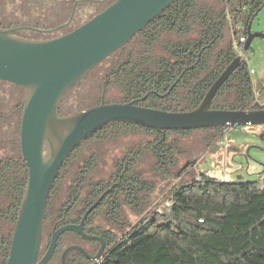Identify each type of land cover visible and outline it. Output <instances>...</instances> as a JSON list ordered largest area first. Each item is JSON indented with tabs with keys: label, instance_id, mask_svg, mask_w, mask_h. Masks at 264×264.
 Returning a JSON list of instances; mask_svg holds the SVG:
<instances>
[{
	"label": "trees",
	"instance_id": "obj_1",
	"mask_svg": "<svg viewBox=\"0 0 264 264\" xmlns=\"http://www.w3.org/2000/svg\"><path fill=\"white\" fill-rule=\"evenodd\" d=\"M24 4L34 10L30 17L36 7L27 2L20 3V7ZM263 8L264 0H177L96 67L61 103L60 115L68 117L96 107L103 96L107 104L137 101L148 109L191 112L238 57L242 62L217 93L212 109L255 110V103L264 98V91L259 94L254 88L255 71L248 67L245 58L252 47L245 52L241 40L247 41L249 25ZM104 10L105 7L99 8L97 13ZM4 17L0 3L1 30L29 27ZM34 19L30 17L29 22ZM35 22L29 28L47 29L39 20ZM23 97L22 89L0 81V151L6 150L0 155V264H7L29 177L20 150ZM137 131L148 136L154 170L164 179L170 175L181 179L192 170L186 164L178 168V156L186 154L182 139L200 134L201 143L211 149L226 133V129L158 133L126 124L105 127L71 154L52 188L40 258L46 252L54 224L73 199H77L72 207L76 218L86 209L85 199L91 205L105 192L104 183L94 182L99 169L96 162L102 154L98 146ZM83 162L91 163L83 167ZM132 171L135 172L134 195L138 198L147 192L144 188L147 183L139 172ZM80 174L90 178V183H78ZM67 178L71 183L61 193ZM196 178L175 186L168 202L150 210L98 264H264V181L259 178L230 182L205 174Z\"/></svg>",
	"mask_w": 264,
	"mask_h": 264
},
{
	"label": "water",
	"instance_id": "obj_2",
	"mask_svg": "<svg viewBox=\"0 0 264 264\" xmlns=\"http://www.w3.org/2000/svg\"><path fill=\"white\" fill-rule=\"evenodd\" d=\"M176 1L118 0L72 33L45 42L21 40L12 35L21 30L53 31L29 27L0 29V81L24 91L20 150L29 171L7 264H49L59 238L67 232L87 240H98L84 233V221L99 202L85 214L80 225L54 231L48 250L40 259L47 203L60 171L83 142L105 127L121 123L157 132L264 127V104L258 101L256 109L248 112L212 109L217 93L240 66L241 57L232 62L199 107L191 112L169 113L143 108L136 105L137 101L105 104L102 99L99 106L68 117L60 115L61 103L96 67L127 45ZM70 23L71 20L66 25ZM252 24L243 46L245 52L255 39L264 40V34L252 32ZM103 248L92 260L101 257ZM75 251L90 259L82 248L70 247L61 256L62 264H66L69 254Z\"/></svg>",
	"mask_w": 264,
	"mask_h": 264
},
{
	"label": "rangeland",
	"instance_id": "obj_3",
	"mask_svg": "<svg viewBox=\"0 0 264 264\" xmlns=\"http://www.w3.org/2000/svg\"><path fill=\"white\" fill-rule=\"evenodd\" d=\"M11 1L13 2L0 0L1 7L4 10V19L9 20L10 18L18 24L21 23L29 27L36 25L35 21L37 20L42 22L41 25L47 28L55 26L56 17L47 9L35 8V13L30 17L36 18V20L29 22V15L34 10L30 7L28 8L25 4L20 7V1L18 0ZM81 11L83 16L90 12L89 9H82ZM252 32L264 34V8L252 24ZM245 58L248 67L256 72L252 79L255 90L260 94L264 91V40L255 39L252 43V51ZM96 77L97 73L93 80H96ZM116 97L117 95L113 96V98ZM260 99L264 104V98L261 97ZM262 131V127L226 128L224 139L216 141L211 149L206 148L201 143L200 134L194 133L190 137L182 139L184 142L182 150L186 151V154L183 153L178 157V168L183 167L187 160L186 156L191 151L194 152L199 162L189 174L181 179L175 178L174 175L164 179L158 175L154 170V158L148 149V136L137 131L132 136L119 138L116 142H108L98 146L99 151L102 153L100 156L102 162L99 165L95 180H100L103 183L109 181L117 169L116 166L119 164L123 154L126 153L135 157L134 170L141 174L142 179L147 183L144 188L148 190L138 197L139 200L138 198H133L132 194L124 198L122 216L125 218L124 230H128L130 226L134 227L141 221L150 210L161 208L163 204L167 203L168 196L175 186L192 181L196 177L198 180L201 174L230 182H248L259 178L264 181V140L261 139ZM5 152L6 150H1L0 155L5 154ZM130 158L132 157L128 159ZM173 172L171 171L172 174ZM69 183H71L69 178L64 180L62 188H60L61 193L62 190L66 191L69 188ZM128 201L131 203H128ZM135 204L138 206L135 207ZM96 222L102 227L116 231V233L121 229V225L118 226L112 222H107L103 215H98Z\"/></svg>",
	"mask_w": 264,
	"mask_h": 264
},
{
	"label": "flooded vegetation",
	"instance_id": "obj_4",
	"mask_svg": "<svg viewBox=\"0 0 264 264\" xmlns=\"http://www.w3.org/2000/svg\"><path fill=\"white\" fill-rule=\"evenodd\" d=\"M18 1H20V3L27 2L29 3V5L31 4L36 8L37 7L46 8V9L49 8L50 9L49 11L51 12L52 15L56 17L57 21L54 27L47 29H38L42 31H53L51 33H38L30 30H21L16 32L12 36L14 38L26 40V41L45 42V41L61 38L67 34L72 33L76 29L80 28L81 26L92 20L95 16L102 13L103 11L97 13V10L99 8L105 7L107 9L118 0H18ZM82 9H89L90 12L86 16H83L81 11ZM70 20L71 23L69 25H66ZM25 31L28 33H20ZM102 99L104 101V97L101 98V103H102ZM258 102L263 104L260 98ZM136 105L139 106L138 103ZM115 124H121V123H115ZM129 126H133V125H129ZM133 127H136L137 129L138 128L145 129L137 126H133ZM262 128L263 131L261 135H264V127ZM158 133H163V132H158ZM146 149H147V145H146ZM129 157L132 158L128 159ZM186 159L187 160L185 161V164L187 168H191L192 170L197 166L199 162V159L195 157V154L192 151L188 153ZM101 162L102 161L98 156L96 165L99 166ZM134 162H135L134 156H129V154L126 153L123 154V156L120 158L119 164L116 166L117 169L114 171L113 176H111V179L109 181L104 183L106 185L105 192L102 193L100 196H98L92 202L91 205H88V203L90 202L89 199H85L84 206L86 209L82 212L80 216L76 218L73 217L75 211L72 210V207L73 204L77 201V199H73V203L65 210L62 218L59 219L58 222L54 224L50 234L49 243L46 247V252L48 250L54 231H57L58 229L68 225H80L81 222L83 221L85 214L95 204H97V202H99L97 207L90 213V215L84 221V233L88 236L98 238V240L96 241L87 240L76 233L67 232L59 238L57 249L49 264H62L61 256L64 253V251L70 247L82 248L89 255L90 259L86 258L84 254L75 251L69 254L66 264H98L100 260L103 259V256L110 250V248L113 247L115 243L121 242L127 236V234L135 227V226L134 227L130 226V229L124 230L125 218L122 216V204L124 198L128 197L127 195L132 194L134 196L133 198L137 199V197L134 195L135 193L134 190H136V188L133 185L134 178H132L135 177L134 174L135 172L132 171V169L134 170ZM88 163L91 162H83V167H86V164ZM81 174H83V170H81ZM81 174L78 183L81 182L88 183L89 181H91L90 178L83 177ZM94 182L103 183L100 180L96 181L95 178H94ZM79 198L80 200H83V196H80ZM128 203L131 202L128 201ZM137 206L138 205L135 204V207ZM98 215H103L107 220V222H112L113 224H116L118 226L121 225L120 231L118 230V233H116V231L110 230L107 227H102L100 224L96 222ZM68 216H70V220L67 219ZM102 246H104V248L101 257L99 259L92 260V258L96 257L99 254V252L102 249Z\"/></svg>",
	"mask_w": 264,
	"mask_h": 264
},
{
	"label": "built area",
	"instance_id": "obj_5",
	"mask_svg": "<svg viewBox=\"0 0 264 264\" xmlns=\"http://www.w3.org/2000/svg\"><path fill=\"white\" fill-rule=\"evenodd\" d=\"M241 42L245 44L246 43V40L245 39H242ZM251 74L252 75L254 74L253 70L251 71Z\"/></svg>",
	"mask_w": 264,
	"mask_h": 264
},
{
	"label": "crops",
	"instance_id": "obj_6",
	"mask_svg": "<svg viewBox=\"0 0 264 264\" xmlns=\"http://www.w3.org/2000/svg\"><path fill=\"white\" fill-rule=\"evenodd\" d=\"M251 69H252V68H251ZM254 75H256V72H255V74H254ZM254 75H253V76H254Z\"/></svg>",
	"mask_w": 264,
	"mask_h": 264
}]
</instances>
